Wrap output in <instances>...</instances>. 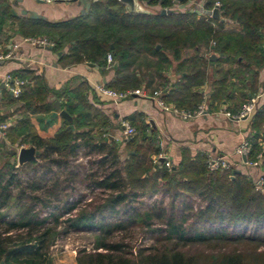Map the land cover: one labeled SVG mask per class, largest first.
Masks as SVG:
<instances>
[{
    "label": "trees",
    "instance_id": "trees-1",
    "mask_svg": "<svg viewBox=\"0 0 264 264\" xmlns=\"http://www.w3.org/2000/svg\"><path fill=\"white\" fill-rule=\"evenodd\" d=\"M140 1L158 8L156 14L129 13L119 0H90L86 14L48 23L14 17L9 0H0V35L11 22L15 34L49 40L56 55L65 50L59 59L64 65L94 64L102 73L111 54L117 64L106 88L162 90L180 109L193 111L201 102L198 89L207 83L208 70L213 75L208 111L225 101L237 114L256 96L264 67V0H203L204 12L219 3L221 17L238 26L236 31L205 15L176 10L190 0L176 6L170 0ZM162 10L167 14L160 15ZM173 62L178 79L170 83L166 73ZM10 76L25 84L19 97L8 93L0 102L8 110L0 124L12 120L0 139V264H54L57 239L79 231L92 234V248L78 250L76 264H264V179L259 187L233 168L210 172L201 153L183 154L175 168H155L151 156L161 149L148 137L142 115L128 120L135 135L122 160L119 145L107 139L108 118L87 100V85L73 88L67 82L51 89L30 69ZM54 101L71 123L47 120ZM246 140L248 161L264 157V105L253 115ZM22 146L40 154L17 167L9 150ZM79 154L94 158L89 164L95 169L82 178L83 167H71ZM29 172L32 177L24 181ZM76 180L98 196L69 201ZM158 194L168 197V207L160 201L141 210L143 199ZM135 228L153 243L134 248L128 235ZM193 247L199 250L191 252Z\"/></svg>",
    "mask_w": 264,
    "mask_h": 264
},
{
    "label": "crops",
    "instance_id": "crops-1",
    "mask_svg": "<svg viewBox=\"0 0 264 264\" xmlns=\"http://www.w3.org/2000/svg\"><path fill=\"white\" fill-rule=\"evenodd\" d=\"M9 2L12 11L15 13V15L12 13L14 17L29 16L33 19L46 21L48 23L70 20L86 14L89 10L87 9L84 14H81L83 6L75 1L54 4H45L41 0H9ZM142 5L149 10L158 11V8H149L143 3ZM176 10L179 12L190 11L207 16L205 14L206 12L203 11V0H193L185 5L177 6ZM22 12H25V14ZM207 18L213 19L209 16H207ZM220 19L223 20L220 22L226 23V30L236 31L239 29L235 24L231 22L227 23L221 15ZM16 29L17 27L15 24L7 22L0 35V55H6L8 53L12 55L11 58L0 61V102L8 93L10 94L5 85V77L11 75V73L15 71L23 69H30L37 71V73H41L47 86L51 89H60L67 82L70 83V86L73 88L84 84L91 90L87 97L89 103L93 104V108L98 110L109 120L110 129L107 133V139L109 142H114L119 145L122 160L126 158L127 154L126 142L132 138L125 139L122 122L128 123V120L133 116L142 115L145 125L152 131L151 136L148 137H155L161 149L158 157L151 156L154 161L157 160L155 168H161L165 162H169L171 167L175 168L181 161L183 154L193 158L196 154L201 153L205 154L206 157L210 155L213 158L226 160L230 168L235 169L238 173L249 176L256 183L260 180L263 181L264 157L258 160L257 166L252 168L246 167L235 155V150L251 133L252 117L255 112L264 105V67L258 76L260 86L256 94H261L262 96L259 98L257 107L250 118L240 121L229 119L226 117V113L230 115L236 114L230 111L232 103L224 101L218 105L212 104L211 110H209L205 116L190 121H184L164 113L157 108L155 102L150 98L155 91H148L143 87L140 88V90L148 97H131L118 104H114L108 99L102 98L97 92V88H106V85L112 81L114 78V69L116 68L114 67L115 62L112 64L113 68L107 65L104 73L94 64L83 63L66 66L63 62L59 61L60 57L66 53L65 50L61 52L59 56L53 52V48L42 49L33 47L24 42L25 39L33 37H22L15 34ZM175 65L176 63L173 62L172 67L169 68L166 73V77L169 79L170 83H174L178 79L174 71ZM227 67L226 65L223 68L227 69ZM206 76L207 83L198 89V92L202 97L206 95L209 101L212 92V87L210 86V81L213 79L212 72L208 70ZM214 78H216V76H214ZM93 96L96 97V103H93ZM160 99L166 104L176 107L173 103H168L164 99V92L161 93ZM209 102H207V110ZM240 109L241 107L238 112ZM7 111L8 110L0 104V117L6 115L8 113ZM11 123L12 120L9 119L6 125H10ZM152 125L154 127H152ZM2 137L3 136L0 134V139ZM110 137L112 139H110ZM19 148L21 147H16L17 150ZM159 158H164V163L161 166H157ZM71 252L72 254H67V258L65 257V259H61L55 254H52L54 264H76V253L74 251Z\"/></svg>",
    "mask_w": 264,
    "mask_h": 264
},
{
    "label": "built area",
    "instance_id": "built-area-1",
    "mask_svg": "<svg viewBox=\"0 0 264 264\" xmlns=\"http://www.w3.org/2000/svg\"><path fill=\"white\" fill-rule=\"evenodd\" d=\"M45 4H54V3H70L74 0H41ZM193 0H190V2ZM170 2L173 5L179 4L180 0H170ZM220 4L215 3V7L219 9ZM211 18V16H209ZM25 43H28L32 45L33 47L42 48V49H51L54 47V44L47 39L44 38H28L24 40ZM11 53H8L6 55H0V61L6 60L11 58ZM106 63L108 67H111L113 64V58L111 54H108L106 56ZM25 84L24 81L18 80V79H12L10 75L5 77V85L7 86L10 94L17 98L19 97L21 93V88ZM97 92L102 98L108 99L114 104H118L121 101H124L126 99H129L131 97H148L142 90L136 89V90H128V91H115L112 89H108L105 87H98ZM162 93V90L155 91L150 98L155 102V105L157 108H159L162 112L167 113L173 117H176L178 119L184 120V121H190L192 119L203 117L208 113L207 110V102L208 97L206 95H203L201 102L197 105V107L193 111L178 109L174 106L166 104L163 100L160 99V95ZM262 95H256L250 99H248L242 106L240 111L236 115H230L229 113H226V117H228L231 120L240 121L243 119L250 118L256 107L259 98ZM8 125L6 124H0V133L2 136L4 134V131L6 130ZM122 126L124 128V137L125 139L130 138L135 135V130L132 128L127 122H122ZM20 149V148H19ZM250 151V145L247 142V140L243 141L235 150V155L241 160L242 164L246 167H255L258 164V160L261 158L259 155L255 161H248L247 156ZM245 158V162L242 160V158ZM157 160H155L156 163ZM165 167L167 169H171V165L169 162H165ZM207 169L210 172H216V171H228L230 169L229 163L221 158H213L210 155L207 156ZM263 184V181L260 180L257 182V185L260 187Z\"/></svg>",
    "mask_w": 264,
    "mask_h": 264
},
{
    "label": "rangeland",
    "instance_id": "rangeland-1",
    "mask_svg": "<svg viewBox=\"0 0 264 264\" xmlns=\"http://www.w3.org/2000/svg\"><path fill=\"white\" fill-rule=\"evenodd\" d=\"M35 39V38H32ZM17 150V149H16ZM10 152L13 150H9ZM94 158L91 157L85 158L83 155L79 154L76 159H74L71 167H76L77 165L82 166L83 168L80 169V178H82L85 174L89 173L90 170H94V166H90L89 161H92ZM18 167V166H17ZM57 174L59 175L60 179H63L65 175L62 172H58ZM33 173H28V174H23L22 179L26 181L29 177H32ZM74 191L71 193L69 197V201H75L78 198L83 197V199L92 198L93 195L98 196V193L92 194L89 190L85 188L84 185L80 184L77 180L73 185ZM194 201V199H192ZM163 201L164 206L168 207L169 206V200L168 197H165L162 194H158L155 197L152 198H145L142 200L143 205L140 207L141 210H144L146 208L151 207L152 205ZM87 201H83V204H86ZM49 212L45 211L43 212V215H47ZM129 242L131 245L136 248L139 246H150L153 241L151 239H148L145 235L142 234V231H140L138 228H135L131 230V233L128 235ZM87 249L88 251L91 250L92 248V234L89 232L85 231H79V232H71L68 233L67 235H62L59 237L56 241V244L54 247L51 249V253L55 254L57 257H60L61 259L67 258V254L71 255L72 252L74 251L75 253L78 250L81 249ZM191 252H195L199 250V248L193 247L190 249Z\"/></svg>",
    "mask_w": 264,
    "mask_h": 264
},
{
    "label": "water",
    "instance_id": "water-1",
    "mask_svg": "<svg viewBox=\"0 0 264 264\" xmlns=\"http://www.w3.org/2000/svg\"><path fill=\"white\" fill-rule=\"evenodd\" d=\"M75 2L80 3L83 6V10L81 11V14H84L87 9L90 8V0H74ZM119 2L126 8V10L129 13L132 14H141V15H155L156 11L149 10L145 7H143L142 3L140 0H119ZM12 13L15 15V13L12 11ZM25 14V12H22ZM167 12L165 10H162L160 12V15H166ZM207 16H211L215 20L223 21L220 19V13L217 8H214L212 11H207L205 13ZM35 16V15H34ZM159 47H157L158 49ZM61 53H59V56ZM217 56L215 54H211L209 57L210 61H215ZM116 62L114 64V67H116ZM53 109L54 111L51 113L49 120H53L57 117H61L64 120H66L68 123L72 122V118L70 115H68L64 110H61V106L59 101H54L53 102ZM152 127H154L152 125ZM69 128L74 131L73 125H70ZM2 133V131H0ZM152 131L148 134V136H151ZM110 139H112L110 137ZM10 154L15 155L16 161H17V166H23L24 164L34 162L37 160V157L39 156L40 152L37 151L34 147H21L20 149L16 151H11ZM242 160L245 162V158L243 157ZM164 163V158H159L158 159V165L161 166Z\"/></svg>",
    "mask_w": 264,
    "mask_h": 264
}]
</instances>
